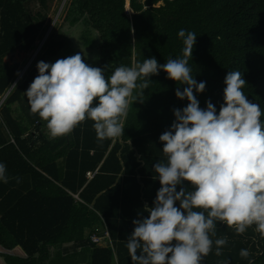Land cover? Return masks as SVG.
<instances>
[{
  "label": "trees",
  "instance_id": "1",
  "mask_svg": "<svg viewBox=\"0 0 264 264\" xmlns=\"http://www.w3.org/2000/svg\"><path fill=\"white\" fill-rule=\"evenodd\" d=\"M53 1L0 0V94L19 72V64L6 57L36 49ZM126 6V0H70L65 9L63 21L82 25L85 46L99 40L97 67L111 65L106 77L146 58L164 64L181 57L177 34L185 29L197 34L189 66L197 82L206 81L202 93L194 90L199 106L210 100L219 110L225 75L240 71L246 98L264 110V0H129L130 13ZM97 32L100 37H88ZM48 36L0 108V162L8 177L0 182V246L7 251L1 256L6 264H132L127 237L132 221L148 215L144 206L152 205L160 187L152 169L166 161L158 137L174 120L173 109L187 105L174 95L186 85L164 71L152 75L143 101H134L122 118L124 135L115 140H98L90 119L52 138L24 94L38 75L37 62L52 63L64 48ZM255 228L237 234L217 221L212 250L201 264H264V237ZM104 231L110 242H93L92 235ZM220 238L227 243L217 256ZM18 246L24 256L12 251ZM241 249L249 256L241 257Z\"/></svg>",
  "mask_w": 264,
  "mask_h": 264
},
{
  "label": "clouds",
  "instance_id": "2",
  "mask_svg": "<svg viewBox=\"0 0 264 264\" xmlns=\"http://www.w3.org/2000/svg\"><path fill=\"white\" fill-rule=\"evenodd\" d=\"M177 35L183 43L181 57L164 64L146 58L131 67H115L107 77L110 64L90 66L81 53L54 63L39 61L38 75L24 92L30 111L46 121L52 138L90 119L103 141L124 135L122 118L134 101H143L152 75L164 71L166 78L186 85L174 95L187 105L173 109L174 120L158 137L166 161L152 169L160 187L152 205L144 206L148 215L132 221L127 237L132 264H201L212 250L210 234L215 235L217 221L234 226L237 234L255 225L264 237V110L246 98L240 71L225 75L219 110L210 100L201 108L194 90L202 93L206 81L197 82L189 66L197 34L180 29ZM0 182H8L3 162ZM226 243V238L215 240L217 256ZM240 256L248 257L249 251L241 249Z\"/></svg>",
  "mask_w": 264,
  "mask_h": 264
},
{
  "label": "rangeland",
  "instance_id": "3",
  "mask_svg": "<svg viewBox=\"0 0 264 264\" xmlns=\"http://www.w3.org/2000/svg\"><path fill=\"white\" fill-rule=\"evenodd\" d=\"M63 1L64 0H54L52 2L51 8L48 12L49 13L48 14V21H47L48 26L44 30V32L42 33V35H41L42 38L37 40L38 44H40L42 42L45 43L49 38V36L47 37L46 35L49 33V34H51V36L53 38L55 36V39L57 41L59 40V41H62L64 43V48L62 50H60L55 57H53V59L51 60L52 63H54L57 59H62V58L70 57V56L75 55L77 53H81L82 59L84 60V62L86 64L93 66V67H97L98 62H99V57H98L99 56L98 55L99 40L97 39V43H95L93 48L85 46V44H84L85 38H84L83 33H82L83 32L82 25L70 27L63 21L65 9L67 8V5H68L70 0H65L64 7L61 5L63 3ZM142 1H144V0H142ZM161 3L162 2H159L158 5ZM61 6H62L63 10L61 12L59 19L57 18L55 21H53L57 15L58 9L59 10L61 9ZM126 8L130 9V6L128 5V6H126ZM88 37L94 38V35L89 34ZM32 53H34V50H32L31 52L29 51V52H27V54L23 55V56H26V58H27L24 66L27 64L28 59L30 58ZM85 53H86V57L84 55ZM7 61H11V59H8ZM3 95L4 94H1L0 96L2 97ZM2 250H3L2 253L7 252L4 249H2ZM14 250L15 249H13L12 251L14 252Z\"/></svg>",
  "mask_w": 264,
  "mask_h": 264
},
{
  "label": "built area",
  "instance_id": "4",
  "mask_svg": "<svg viewBox=\"0 0 264 264\" xmlns=\"http://www.w3.org/2000/svg\"><path fill=\"white\" fill-rule=\"evenodd\" d=\"M64 3H65V0L63 1V3L61 4L63 7H64ZM62 6H61V9L59 10L58 9V12H57V15L56 17L54 18L53 21H55L57 18L59 19L60 15H61V12H62ZM128 11V10H127ZM130 13V11H128ZM43 45V42L38 44V47L36 49H34V53H32V55L30 56V58L28 59V62L25 66H23L20 71L18 72V75L17 77L15 78L14 80V83H13V86H15L17 83L20 82V80L23 78V76L26 74L27 70L29 69V67L31 66L32 62L34 61V59L36 58L39 50L41 49ZM8 93L4 94L2 97L0 96V108L5 100V98L7 97ZM87 175L88 177H92L93 176V173L91 172H87ZM92 240L93 242H96L98 245H103V244H106L107 242L109 243L110 240H109V234L107 231H104V234L99 236V235H96V234H93L92 235Z\"/></svg>",
  "mask_w": 264,
  "mask_h": 264
},
{
  "label": "crops",
  "instance_id": "5",
  "mask_svg": "<svg viewBox=\"0 0 264 264\" xmlns=\"http://www.w3.org/2000/svg\"><path fill=\"white\" fill-rule=\"evenodd\" d=\"M49 34V33H48ZM48 34L46 35V36H48ZM44 43V42H43ZM38 42L36 41V48L38 47ZM31 52V51H30ZM25 54H27V52H15V53H13V54H11V55H9L8 57H6V59L8 60V59H11V60H13V62H16V63H18L19 64V67H18V70L20 71V69L24 66V64H25V62H26V60H27V58H26V56H23V55H25ZM5 59V60H6ZM6 60V61H7ZM17 77V76H16ZM23 79V78H22ZM21 79V80H22ZM15 80V79H14ZM21 80H20V82H21ZM19 82V83H20ZM13 83H14V81H13ZM13 83H12V85L10 86V88L8 89V91H7V93L9 94L10 92H11V90L17 85V84H19V83H17L15 86H13ZM6 94V93H5ZM1 95V94H0ZM8 96V95H7ZM48 134H49V132H48ZM50 135V134H49ZM184 185L185 186H190V184H187V181H185L184 182ZM179 187L180 186H177V190H179ZM3 248L0 246V264H6L5 262H4V259L2 258V256H1V254H2V252H3V250H2ZM15 250H14V253L15 254H18V255H21V256H24L25 254H24V252L22 251V249L18 246V247H16V248H14ZM5 250V249H4ZM13 253V252H12Z\"/></svg>",
  "mask_w": 264,
  "mask_h": 264
},
{
  "label": "water",
  "instance_id": "6",
  "mask_svg": "<svg viewBox=\"0 0 264 264\" xmlns=\"http://www.w3.org/2000/svg\"><path fill=\"white\" fill-rule=\"evenodd\" d=\"M128 1V5H129V0H126V2Z\"/></svg>",
  "mask_w": 264,
  "mask_h": 264
}]
</instances>
